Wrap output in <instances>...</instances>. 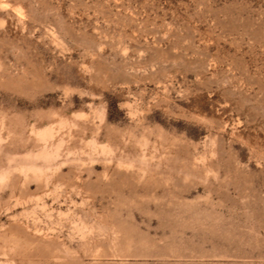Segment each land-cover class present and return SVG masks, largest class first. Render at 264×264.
Wrapping results in <instances>:
<instances>
[{"label": "rangeland", "instance_id": "1", "mask_svg": "<svg viewBox=\"0 0 264 264\" xmlns=\"http://www.w3.org/2000/svg\"><path fill=\"white\" fill-rule=\"evenodd\" d=\"M0 264H264V0H0Z\"/></svg>", "mask_w": 264, "mask_h": 264}]
</instances>
